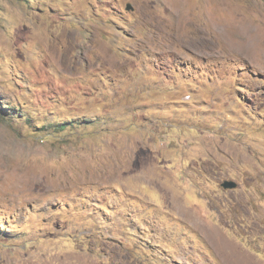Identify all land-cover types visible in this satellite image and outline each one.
<instances>
[{
  "label": "rangeland",
  "instance_id": "obj_1",
  "mask_svg": "<svg viewBox=\"0 0 264 264\" xmlns=\"http://www.w3.org/2000/svg\"><path fill=\"white\" fill-rule=\"evenodd\" d=\"M219 231L264 252V0H0V264H220Z\"/></svg>",
  "mask_w": 264,
  "mask_h": 264
},
{
  "label": "crops",
  "instance_id": "obj_2",
  "mask_svg": "<svg viewBox=\"0 0 264 264\" xmlns=\"http://www.w3.org/2000/svg\"><path fill=\"white\" fill-rule=\"evenodd\" d=\"M215 230L217 229H213V231ZM214 234L216 233L208 234L206 241L212 244L214 249H211L220 264H264V260L260 256L251 253L248 254L247 250L240 246L236 239L228 236L226 237L224 234H221L220 231L217 233L220 236V242L216 246L215 243L217 241L215 240Z\"/></svg>",
  "mask_w": 264,
  "mask_h": 264
},
{
  "label": "trees",
  "instance_id": "obj_3",
  "mask_svg": "<svg viewBox=\"0 0 264 264\" xmlns=\"http://www.w3.org/2000/svg\"><path fill=\"white\" fill-rule=\"evenodd\" d=\"M74 121V120H72ZM72 122L68 121V122H54L51 124V127H54V128H59L60 130H66L68 125L71 124ZM41 127H44L41 126ZM47 127V126H45ZM240 241H242L243 243H245L250 249H252L253 251H255L257 254H259L261 257L264 258V252L259 248V247H253L252 244L248 243L246 240H244L242 237H237Z\"/></svg>",
  "mask_w": 264,
  "mask_h": 264
},
{
  "label": "water",
  "instance_id": "obj_4",
  "mask_svg": "<svg viewBox=\"0 0 264 264\" xmlns=\"http://www.w3.org/2000/svg\"><path fill=\"white\" fill-rule=\"evenodd\" d=\"M127 9L128 10H132L133 9L132 5L128 4ZM222 186L226 190H234V189H236L238 187V184L236 182H234V181H226V182L223 183Z\"/></svg>",
  "mask_w": 264,
  "mask_h": 264
}]
</instances>
